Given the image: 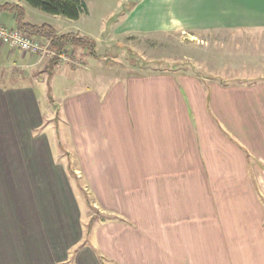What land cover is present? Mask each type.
Returning a JSON list of instances; mask_svg holds the SVG:
<instances>
[{
	"label": "crops",
	"instance_id": "0c3cea01",
	"mask_svg": "<svg viewBox=\"0 0 264 264\" xmlns=\"http://www.w3.org/2000/svg\"><path fill=\"white\" fill-rule=\"evenodd\" d=\"M83 1L78 20L24 0L0 4L23 6L28 24L97 45L123 27L264 31V0H137L104 25ZM0 23L17 28L6 12ZM72 51L84 56L81 64L48 61L50 79L91 73L89 54ZM29 55L0 43V264H264V79L94 71L86 93L62 109L48 95L44 108L34 73L41 63L25 64ZM58 113L73 114L59 145ZM79 189L92 191L93 210L111 216L96 223L91 243Z\"/></svg>",
	"mask_w": 264,
	"mask_h": 264
},
{
	"label": "rangeland",
	"instance_id": "374dc122",
	"mask_svg": "<svg viewBox=\"0 0 264 264\" xmlns=\"http://www.w3.org/2000/svg\"><path fill=\"white\" fill-rule=\"evenodd\" d=\"M86 1L90 6H94V14L99 17L104 25L106 21L112 24L115 20L120 19L121 15L126 14L130 4L137 0ZM118 33L115 37L101 35L102 42L97 47L98 59H90L92 56L87 55V61H92L96 65L94 67L90 66L91 73H86V70L78 68L76 74L63 76V78L56 75L55 78L50 79L47 70L45 74L44 71L48 61H50V64L54 63L53 65H56L55 63L74 67L80 65L81 61L84 60V56L80 52L73 53L72 50L75 49H67L64 59L59 58V56L50 55L51 58H42L41 55L30 54L29 58L24 60L25 64L41 63V66L34 73L38 76V84L44 88L43 92H38L43 106L46 101L44 98H48V95H54L55 101L61 105L62 109L64 100L67 101L76 98V95L86 93L87 90H82V85H88L92 82L88 77L94 71L97 73L109 72L122 77L130 74H153L185 70L195 71L206 76H220L226 79L236 77H243L246 80L264 79V31H202L199 33L187 31L186 33L129 34L123 27ZM110 38L114 40L110 41ZM29 73L31 72H28L30 76ZM25 74L27 75L26 71ZM120 81L122 82V80ZM59 95H64L62 101H58ZM61 114L58 113L57 118L54 116L52 120L55 126L57 145H59V138L63 143L65 140L64 119L70 123V118L73 117V114L70 118L66 113ZM80 185L82 186L81 183ZM79 190L77 198L82 211L86 210L84 212L86 220L82 218L83 235L91 243L90 236L93 235L96 223L99 219L107 220L111 216L108 211L98 213L91 208V199H94L91 190L87 191L89 194L84 193L82 189ZM259 196L263 201L264 196L262 194H259ZM85 215L82 213V216Z\"/></svg>",
	"mask_w": 264,
	"mask_h": 264
},
{
	"label": "trees",
	"instance_id": "16d2710c",
	"mask_svg": "<svg viewBox=\"0 0 264 264\" xmlns=\"http://www.w3.org/2000/svg\"><path fill=\"white\" fill-rule=\"evenodd\" d=\"M30 7L47 14L61 16L70 20H78L87 12L83 0H24ZM0 11L14 15L17 28L24 33L50 42L51 48L58 52L67 49H83L89 55L98 57L97 42L91 37L78 33L58 34L48 24L31 25L25 22L26 9L15 3L0 4ZM56 62V61H55ZM57 64V63H56Z\"/></svg>",
	"mask_w": 264,
	"mask_h": 264
},
{
	"label": "built area",
	"instance_id": "2783aa9c",
	"mask_svg": "<svg viewBox=\"0 0 264 264\" xmlns=\"http://www.w3.org/2000/svg\"><path fill=\"white\" fill-rule=\"evenodd\" d=\"M0 43L12 49L20 50L25 53L41 55L42 58L59 56L64 59L66 50L63 52L55 51L51 48L50 42L30 36L18 28L8 27L0 23ZM51 58V57H50Z\"/></svg>",
	"mask_w": 264,
	"mask_h": 264
}]
</instances>
